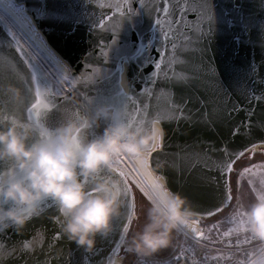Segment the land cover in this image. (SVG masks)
Instances as JSON below:
<instances>
[{
    "label": "water",
    "instance_id": "water-1",
    "mask_svg": "<svg viewBox=\"0 0 264 264\" xmlns=\"http://www.w3.org/2000/svg\"><path fill=\"white\" fill-rule=\"evenodd\" d=\"M15 1L24 4L44 39L66 62L75 79L69 92L56 96L58 112L46 121L50 128L66 118L65 109L68 113L78 107L81 113L91 116L93 102L112 103L122 90L135 101V107L142 109L136 115L131 101L120 99L135 117L133 127L142 128L149 135L154 121L163 128L165 134L157 148L156 139L149 140V146L154 148L149 156L150 166L157 176L167 178L168 189L181 194L189 190L193 165L216 175L215 146L223 148L225 138L231 139L230 127L243 123L242 131L246 133L247 125L254 126L253 143L247 144L248 150L264 138L255 128L264 124V0H208L211 21L205 18L198 22L197 15L190 11L179 24L182 37L169 29L173 16L160 12L157 17L156 11L150 12L154 6L158 10L163 0H144L146 9L139 0H131V13L128 0H111L112 8L99 7L103 0ZM117 2L122 3V13L114 7ZM157 18L163 21L159 26ZM171 28L176 29L177 24ZM164 33L176 43L175 50L164 41ZM162 56L161 69H155L154 62ZM153 72L157 74L153 76ZM33 76L42 86L49 83V89L55 92L53 80L0 14V105L7 99L3 94L14 89H20L21 108L25 100L31 101ZM85 97L90 103H85ZM44 99H49L48 92ZM176 105L181 112L174 113ZM212 109L216 111L215 123L203 118V113ZM173 115L175 119H167ZM181 115L186 119H180ZM241 141L247 143L243 137ZM254 151L264 150L257 145ZM156 153L161 158L159 170L151 162ZM124 214L125 209L114 221L115 231L107 239L98 238L96 249L85 253L67 239L40 249L44 233L51 240L54 228L60 227L51 223L57 213L47 210L32 220L35 236L32 228L27 233L9 228L2 234L10 244L27 239L37 250L31 255L17 251L9 256L8 248H0V264H37L46 258L66 264L69 253L72 264H82L85 256L89 264H108L113 241L120 242L115 233ZM113 260L114 264H123V253L120 251Z\"/></svg>",
    "mask_w": 264,
    "mask_h": 264
},
{
    "label": "clouds",
    "instance_id": "clouds-1",
    "mask_svg": "<svg viewBox=\"0 0 264 264\" xmlns=\"http://www.w3.org/2000/svg\"><path fill=\"white\" fill-rule=\"evenodd\" d=\"M14 91L20 94V89ZM93 103L91 116L71 111L42 132L19 119L0 123V225L21 231L30 219L26 210L35 213L51 201L60 210L62 234L85 253L96 249L98 238L107 239L115 231L126 194L111 173L122 156L136 159L143 153L148 161L154 150L149 140L162 139L165 133L159 121L153 122L149 135L118 116L112 103ZM159 181L165 204L149 202L142 212L145 223L125 241L127 252L137 257L171 247L180 226L198 215L187 197L166 187L164 175ZM261 185L249 203L238 198L232 210L238 223L232 227L264 248V180Z\"/></svg>",
    "mask_w": 264,
    "mask_h": 264
},
{
    "label": "snow or ice",
    "instance_id": "snow-or-ice-1",
    "mask_svg": "<svg viewBox=\"0 0 264 264\" xmlns=\"http://www.w3.org/2000/svg\"><path fill=\"white\" fill-rule=\"evenodd\" d=\"M139 3L145 9L148 7V5L144 3V0H139ZM128 4L130 8L131 0H128ZM99 7L112 8L113 4L111 3V0H103V2L99 3ZM114 7L117 9L118 13H122L124 10L121 2H117ZM133 11L134 10H131L130 8L129 13ZM151 11H156L157 17H159L160 12H163L166 17L173 16L174 19L171 23H169V29L174 33H179L181 37L183 36V33H180L179 31V24L184 20L185 16L190 11L197 15L198 22H202L205 18H207L210 22L212 19L211 7L208 0H174V2L173 0H163V3L159 6L158 10L157 7L154 6L150 12ZM155 22L156 26L163 23V21L159 18H157ZM173 23L177 24L176 29L171 28ZM164 41L166 43H171L173 50L176 49V43L173 40H169L167 33H164ZM102 55L107 56V53L102 52ZM163 63L164 58L162 56L160 60H156L154 62V68L161 69V65ZM33 67H35V65H33ZM212 72L214 76L217 75L215 69H212ZM156 74V72L152 73L153 76ZM32 82L34 83L32 100H25L23 102V108H21L20 105V94H17L14 91H9L8 93L3 94L7 97V99L2 105H0V123L9 119H24L32 123L39 132H42L45 128H49L46 121L48 117L58 112V105L55 100L58 93L63 90L58 89L57 92H51L49 89V83L42 86L35 76L32 77ZM29 90L32 91L31 83ZM45 92H48V100L44 99ZM122 97L131 101L133 111L136 115H139L142 109L135 107V101H132L131 97H127V94L122 90H120L118 95L113 98L112 104L117 110V115L122 116V118L126 119L128 123L132 125L135 122V117L132 112L128 111L129 105L127 103L120 102ZM84 99L86 104L90 103L87 100V97ZM146 107L147 106H145V108ZM173 111L174 113L181 112V107L176 105L174 106ZM76 112L77 114L80 112L78 107ZM64 115H67V109H65ZM215 117V109L203 113V118L206 121L215 123ZM160 119L161 117L159 113H157V120ZM167 119H175V116H170ZM180 119H186V117L181 115ZM244 127L245 125L243 123L236 125L235 127H230L228 130V137L231 139L225 138L223 148L219 145L215 146L218 162H215L213 165L216 169V175L214 177L210 172H204L197 165H193L192 174L189 180V190L184 191L182 194L187 197L188 203L198 215L193 217L190 224L185 222L186 226L184 228L188 229V231L184 232L186 237L189 233H191L194 238H198L199 240L206 239L205 232L197 227V225L202 223L208 225L207 231L209 233L217 231L223 238H230L235 231L233 227L224 228L223 231H221L225 221L231 225H236L238 223L236 217L232 215V211L230 212L229 210H233L238 198L243 196L246 184L251 186L247 189L250 195L256 191L254 182L251 179H245L246 176L256 175L253 169L258 167L257 162H255L256 153L254 151V147H257V144H253V150L247 149V144L253 143L254 126L251 124L247 125L248 131L246 133L242 131ZM255 128L259 129V135L264 137V124H257L255 125ZM242 137L247 140V143H243L241 141ZM258 142H260L258 146L264 150V138L258 139ZM249 156H251V159L248 158ZM261 156L262 159L259 161V165L264 167V151L261 152ZM151 162L155 164L157 170H159L161 168L160 153H156V157ZM142 163L147 164L148 161L144 160ZM133 172H137L139 174L138 177L132 176L131 172L124 171V169L120 166L119 159L117 165L111 173V175L121 181L124 187L126 194V207L125 214L121 218L119 230L115 233L119 236L120 242L118 243L115 240L113 241L114 247L111 248V254L107 257L108 264H114L113 256L118 255L120 251H124L126 255L129 254L126 248L121 247V244L125 241L126 237L132 233V226L139 219L138 204L144 203L145 198H147L148 202H155L149 193L145 191V188L142 187V184L144 183L143 174L139 172L138 168H133ZM0 176H2V174H0ZM156 180L159 181V176L156 177ZM138 194L140 197L139 200L137 198ZM0 203L3 202L0 201ZM43 204H46V207H41L39 211L35 213H33L30 209L26 210L30 219L23 228L25 233L29 231V228H32L33 218L42 216L47 210H54L57 213V215L51 218V223L54 226L61 225L62 219L60 217V210L56 207L55 203L47 201L43 202ZM9 228L16 230L14 227H5L4 225H0V248H8L9 256L15 255L17 251H22L24 254L31 255L37 250L28 242L27 239H22L11 244L5 241L2 234ZM32 232L34 236L37 234L34 228H32ZM44 236L45 238L40 244L41 250L45 244L53 241L59 243L66 239V237L62 234L60 227L54 228L51 240H49L46 233H44ZM244 243L250 244L251 242L245 240ZM237 244H240L239 240H237ZM52 247H55V243L52 244ZM177 251H179V249H177ZM49 255H51V253H49ZM71 257L72 254L69 253L66 264H72ZM222 258V256L213 257L214 260ZM175 260L176 264H179L180 256L176 255ZM37 264H56V258H53L52 260H48L46 258L44 261H38ZM82 264H89L87 256L83 258ZM152 264H170V262L161 259L159 253H157L152 261ZM238 264H264V249H260L258 256L255 252H253L252 258L246 256V259L238 261Z\"/></svg>",
    "mask_w": 264,
    "mask_h": 264
},
{
    "label": "built area",
    "instance_id": "built-area-1",
    "mask_svg": "<svg viewBox=\"0 0 264 264\" xmlns=\"http://www.w3.org/2000/svg\"><path fill=\"white\" fill-rule=\"evenodd\" d=\"M71 89H64L63 87L62 94L69 92ZM124 161L122 156L120 158V166L127 172V168L124 167ZM199 228L205 232L206 239L199 240L194 238L191 233L186 237L184 232L187 230L180 226L170 251L167 254L160 255V258L170 262V264H176V255L180 256L179 264H238V261L245 260L246 256L252 258L253 252L258 256L260 249H264L259 241H252L243 233L233 232L230 238H223L217 231L209 233L207 231L208 225L206 224H200ZM224 228L228 227H223L221 231ZM237 240L240 241V244H237ZM245 240L251 243H244ZM214 256H222L223 258L214 260ZM154 257L141 258L135 255L132 264H152Z\"/></svg>",
    "mask_w": 264,
    "mask_h": 264
},
{
    "label": "bare ground",
    "instance_id": "bare-ground-1",
    "mask_svg": "<svg viewBox=\"0 0 264 264\" xmlns=\"http://www.w3.org/2000/svg\"><path fill=\"white\" fill-rule=\"evenodd\" d=\"M13 4H16L19 10ZM0 12L20 38H23L31 48L37 50L39 53H43L45 58L59 70L60 82L58 83L53 80L55 92L58 89L63 90V87L64 89H71L74 86L75 79L69 66L44 39L34 20L26 11L24 4L17 3L15 0H0ZM123 82L125 83V80ZM62 92L60 91L58 94H62ZM159 141L160 139H156L154 148L159 146ZM123 158L132 172L133 168H138L139 172L143 174V185L149 190L157 203L161 205L165 204L167 200L166 192L162 188L160 181L156 180L157 174L150 166L149 157L147 164L142 163L144 161L143 153L136 157V159H132L129 156H123ZM133 174L136 177L139 175L137 172H133ZM181 227L188 231V229L184 228L185 226L181 225ZM197 227L199 228V225Z\"/></svg>",
    "mask_w": 264,
    "mask_h": 264
},
{
    "label": "rangeland",
    "instance_id": "rangeland-1",
    "mask_svg": "<svg viewBox=\"0 0 264 264\" xmlns=\"http://www.w3.org/2000/svg\"><path fill=\"white\" fill-rule=\"evenodd\" d=\"M14 6H15V8L17 9V10H19V8H18V6H16V4H13ZM0 14H1V12H0ZM1 15H3V14H1ZM19 36V35H18ZM20 37V36H19ZM22 41H24V43H25V45L27 46L28 44H27V42H25V40H23V38H20ZM30 50H31V52H32V54L36 57V59H37V61L40 63V65L44 68V70L47 72V74L50 76V78L52 79V80H54V81H56V82H60L59 81V78H60V73H59V70L47 59V58H45V56H44V54L43 53H39L37 50H35V49H33V48H31L29 45L27 46ZM63 80V79H62ZM61 85V84H60ZM257 153H261V152H256V154ZM124 163V167L125 168H127V170H128V172H131L132 173V176H135L134 174H133V172L130 170V168H129V166L127 165V163L124 161L123 162ZM136 177V176H135ZM142 187H144L145 188V191H147L148 193H149V195L152 197V199L154 200V201H156L155 200V198L152 196V194L149 192V190L142 184ZM147 199V198H146ZM157 202V201H156ZM230 212L232 211V210H229ZM140 215V212L138 211V216ZM221 219H223V218H221ZM137 222H138V224H137ZM145 223V218H144V216H143V218L142 217H140L139 216V219L134 223V225H133V227H132V232L133 231H136V230H138V228L139 227H142V225ZM209 223H211V222H209ZM228 222L227 221H225L224 222V224L226 225ZM135 224H137L136 226H135ZM203 224V223H202ZM178 232V231H177ZM178 234V233H177ZM129 236V235H128ZM128 236H127V238H128ZM126 238V239H127ZM122 253H123V264H132L133 263V260H134V256H135V254H125V252L124 251H121Z\"/></svg>",
    "mask_w": 264,
    "mask_h": 264
},
{
    "label": "crops",
    "instance_id": "crops-1",
    "mask_svg": "<svg viewBox=\"0 0 264 264\" xmlns=\"http://www.w3.org/2000/svg\"><path fill=\"white\" fill-rule=\"evenodd\" d=\"M248 158L251 159V156H249ZM261 159H262L261 153H257L255 162H257L258 167L256 169H253V171L256 173V175H250V176H246L245 177L246 180L251 179L254 182V187H255V190H256L255 192L260 191V189L262 187L261 180H264V167H261L259 165V161H261ZM249 187H251V186L246 184L245 188H244L243 202L245 204L249 203L253 199L252 194L250 195L248 193L247 189ZM232 226L233 225H231L230 223H227L226 225L225 224L223 225V227H232Z\"/></svg>",
    "mask_w": 264,
    "mask_h": 264
},
{
    "label": "trees",
    "instance_id": "trees-1",
    "mask_svg": "<svg viewBox=\"0 0 264 264\" xmlns=\"http://www.w3.org/2000/svg\"><path fill=\"white\" fill-rule=\"evenodd\" d=\"M138 200L140 199V197H139V194H138ZM148 204H149V202L147 201V199L145 198V202L144 203H142V204H138V211L140 212V217H142L143 218V214H142V212H143V210L144 209H146V207L148 206ZM137 224H138V222H137ZM137 224H135V226L137 225ZM134 225V224H133ZM133 227V226H132ZM176 237H177V233L175 234V239H176ZM175 239H174V241H175ZM172 247V246H171ZM171 247H169L168 249H164V250H161L160 252H159V256L160 255H164V254H167L169 251H170V249H171ZM157 254H155L154 256H156Z\"/></svg>",
    "mask_w": 264,
    "mask_h": 264
}]
</instances>
